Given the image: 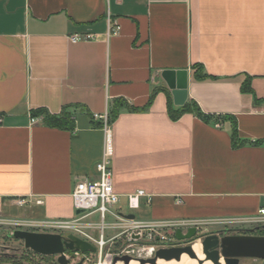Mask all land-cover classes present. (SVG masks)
<instances>
[{"label":"crops","instance_id":"0c3cea01","mask_svg":"<svg viewBox=\"0 0 264 264\" xmlns=\"http://www.w3.org/2000/svg\"><path fill=\"white\" fill-rule=\"evenodd\" d=\"M167 70L188 72L186 104L216 121L170 117L182 106ZM116 106V211L206 235L264 223V0H0V223L75 218L73 191L104 154L94 117ZM38 110H65L75 128Z\"/></svg>","mask_w":264,"mask_h":264},{"label":"built area","instance_id":"2783aa9c","mask_svg":"<svg viewBox=\"0 0 264 264\" xmlns=\"http://www.w3.org/2000/svg\"><path fill=\"white\" fill-rule=\"evenodd\" d=\"M110 35H117L120 27L110 20ZM85 39H93L87 36ZM78 36L74 41H80ZM95 121L101 124V129L105 134V148L102 160L97 164L98 178L96 180H84L79 182L72 194L74 208L77 212L74 219L70 221L55 222H16L17 226L29 228L27 231L36 233H54L53 231H72L82 233L87 241L96 248V252L66 250L65 256L70 264H88L90 256L97 258V264H123V257H131L132 261L152 259L160 249L174 246L178 240L176 233L181 230L187 234L191 228L199 230L192 222L182 220L177 222H167L161 220H141L138 218L129 219L124 214L119 213L114 208L120 203V196L115 192L113 184V172L111 160L113 158V137L112 122L109 111L96 115ZM32 118V122H36ZM144 191H139L128 198L129 208L138 209L139 198L144 196ZM99 215L100 221H93V217ZM264 217V209L260 211ZM109 217L114 218V222L108 223ZM260 222V221H258ZM250 223L249 220H241L234 224ZM98 230V239L84 233L83 230ZM112 233V234H110ZM58 257V256H57ZM119 261L115 262L116 259ZM131 261V262H132ZM125 264V263H124Z\"/></svg>","mask_w":264,"mask_h":264},{"label":"water","instance_id":"95a60500","mask_svg":"<svg viewBox=\"0 0 264 264\" xmlns=\"http://www.w3.org/2000/svg\"><path fill=\"white\" fill-rule=\"evenodd\" d=\"M162 78L172 91L177 106H184L187 101L188 72L167 70L162 72ZM134 219V215L127 216ZM197 229L191 228L187 234L181 230L176 233L178 241L193 240L197 237ZM13 237L24 241L25 248L43 256H58V264H70L66 258V250L88 253L96 252V248L83 239L70 235L64 238L60 234L36 233L25 230H16ZM205 260H199L193 246L160 249L155 257L140 260L141 264H157L159 260L180 262L183 255L187 254L199 264L211 262L212 264H240L243 258L264 260V236L235 235L219 237L217 234H208L199 238ZM125 264H130L131 257L121 258ZM119 261L117 258L115 262ZM78 264H83L80 262Z\"/></svg>","mask_w":264,"mask_h":264},{"label":"rangeland","instance_id":"374dc122","mask_svg":"<svg viewBox=\"0 0 264 264\" xmlns=\"http://www.w3.org/2000/svg\"><path fill=\"white\" fill-rule=\"evenodd\" d=\"M117 210V207L114 208ZM124 213H130L132 211H129L128 209L123 210ZM136 215L139 217L140 215L136 212ZM99 215H95L93 217V221L99 222L100 220ZM108 223L114 222V218L109 217L107 220ZM16 222L2 224L0 223V264H58L57 262V256H41L36 255L34 252L27 250L25 248L24 241L15 239L13 237V233L16 230H25L27 231L29 228L25 227H19ZM257 226V228H256ZM232 227V225L230 226ZM227 228V227H226ZM229 228V226H228ZM234 228V229H233ZM229 228L231 229L229 233H236V234H243V235H255L258 236L261 233H264V223L262 224H252L248 226L247 228L245 226H239V227H233ZM238 228V229H237ZM258 230V231H256ZM261 230V231H259ZM53 234H60L64 238H68L70 235L77 236L81 239H85L86 237L75 230L72 231H53ZM84 233H87L91 235L93 238L98 239L99 238V231L98 230H91L86 229L83 230ZM209 234L211 231L209 230ZM246 233V234H245ZM112 234V233H110ZM200 236H204L206 234H200ZM198 244V243H197ZM201 248V247H200ZM90 261L88 264H97V258L95 256H90ZM148 260V259H143ZM124 264V263H123ZM140 264V263H138ZM240 264H264V260L260 259H252V258H243L240 260Z\"/></svg>","mask_w":264,"mask_h":264},{"label":"trees","instance_id":"16d2710c","mask_svg":"<svg viewBox=\"0 0 264 264\" xmlns=\"http://www.w3.org/2000/svg\"><path fill=\"white\" fill-rule=\"evenodd\" d=\"M199 69H201V68L199 67ZM197 77H198V79H204V78H206V75L205 76H199V74H198ZM243 90L246 92H251L250 82H247L246 84H244ZM152 101H153V99H151L149 105H151ZM130 110L134 111V112L139 111L138 109H130ZM186 113H193L197 117L201 118L202 120H204L206 122L216 121L215 117H212V116L207 115L204 112H202L200 107L194 102L187 103L184 106H182V108H180L179 110L174 111L173 107L171 106V101H170L169 114L173 120H178L182 115H184ZM118 114H119V108L116 106L114 108L113 112L110 114L111 122L114 121V119L118 116ZM34 116L43 117L45 124L48 125L49 127H52V128H59V129L71 130V131L75 128L74 116L65 110L62 112L61 115H52L45 110H38V111L34 112ZM231 124H232V138L234 141V145L238 146L240 140H239V134H238L237 121L235 120V118L231 119ZM243 144L244 143H242V145ZM252 144H258V142L252 143ZM256 231H258V230H256ZM259 231H261V230H259ZM258 236H264V233H261ZM34 254H36V253L34 252ZM36 255H39V254H36ZM41 256H43V255H41ZM44 257H46V256H44Z\"/></svg>","mask_w":264,"mask_h":264},{"label":"bare ground","instance_id":"6f19581e","mask_svg":"<svg viewBox=\"0 0 264 264\" xmlns=\"http://www.w3.org/2000/svg\"><path fill=\"white\" fill-rule=\"evenodd\" d=\"M199 245L194 246V252L198 256L199 260H205V255L202 251V245L201 243H198ZM201 247V248H200ZM140 262L138 261H132L130 264H138ZM141 264V263H140ZM157 264H199L198 261L191 259L187 254L183 255L182 260L180 262L173 260V261H165V260H159ZM203 264H212L211 262H204Z\"/></svg>","mask_w":264,"mask_h":264},{"label":"flooded vegetation","instance_id":"af4514ba","mask_svg":"<svg viewBox=\"0 0 264 264\" xmlns=\"http://www.w3.org/2000/svg\"><path fill=\"white\" fill-rule=\"evenodd\" d=\"M231 229L229 228H224L219 231H214L211 234H217L219 237H224V236H235V235H243V234H236V233H229ZM202 237L199 234H197V237L193 240H186V241H178L174 246H171L170 248H178V247H185V246H196L199 245L197 243H200L199 238Z\"/></svg>","mask_w":264,"mask_h":264}]
</instances>
